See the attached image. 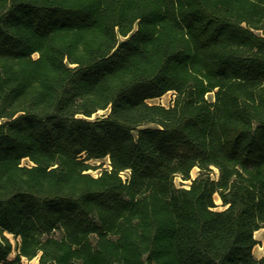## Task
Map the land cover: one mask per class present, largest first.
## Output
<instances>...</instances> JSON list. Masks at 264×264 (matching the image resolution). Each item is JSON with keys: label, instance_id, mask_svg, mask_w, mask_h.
I'll return each instance as SVG.
<instances>
[{"label": "trees", "instance_id": "trees-1", "mask_svg": "<svg viewBox=\"0 0 264 264\" xmlns=\"http://www.w3.org/2000/svg\"><path fill=\"white\" fill-rule=\"evenodd\" d=\"M262 227L264 0H0V262L264 264Z\"/></svg>", "mask_w": 264, "mask_h": 264}, {"label": "rangeland", "instance_id": "rangeland-1", "mask_svg": "<svg viewBox=\"0 0 264 264\" xmlns=\"http://www.w3.org/2000/svg\"><path fill=\"white\" fill-rule=\"evenodd\" d=\"M207 96L209 98H211L212 94L210 93ZM172 98H173V93L172 92H167V93H165L164 95H162V96H160L158 98L150 99L149 102H151V103H161V104H164V105H169L171 103V101H172ZM106 112H107V110H99L92 117H96V116L104 114ZM22 162L23 163H29L27 159H23ZM95 162H96V164H98L100 162H103V164H104L103 166L107 167L109 160L106 157V158H104L102 160H96ZM99 171H100V168L99 169H89V172L92 173L93 175H97L99 173ZM197 171H198L197 168L192 169L191 176L194 177L197 174ZM189 182H190L189 180H183L180 176H176L175 177V183L178 186H181V185L187 186L189 184ZM215 198L217 200V203L220 204L221 201L219 200V198L216 195H215ZM218 208L220 209L221 206H218ZM7 236L11 240L12 246H13V250L9 254L8 260H13L15 258V256H16V253H17L16 245H17V241L19 240V238L14 237L10 233H7ZM254 236L257 239V244L253 247V251L252 252H253V255L256 258H259V257L264 256V227H262L259 230H257L254 233ZM37 261H38L37 258L28 259V258L22 257L20 259V261L15 263V264H36ZM0 264H8V263L0 262Z\"/></svg>", "mask_w": 264, "mask_h": 264}]
</instances>
